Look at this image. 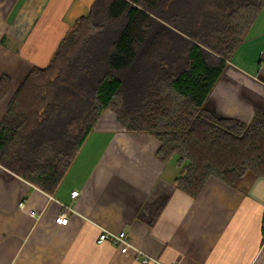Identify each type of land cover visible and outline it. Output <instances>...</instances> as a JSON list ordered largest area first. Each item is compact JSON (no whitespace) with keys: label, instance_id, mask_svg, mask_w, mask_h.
I'll use <instances>...</instances> for the list:
<instances>
[{"label":"trees","instance_id":"16d2710c","mask_svg":"<svg viewBox=\"0 0 264 264\" xmlns=\"http://www.w3.org/2000/svg\"><path fill=\"white\" fill-rule=\"evenodd\" d=\"M264 0H95L0 121V165L57 191L103 116L160 143L196 198L210 178L247 193L264 177V116H215L207 101ZM11 79H0V99ZM264 224V220H263ZM264 232V227H263Z\"/></svg>","mask_w":264,"mask_h":264},{"label":"crops","instance_id":"0c3cea01","mask_svg":"<svg viewBox=\"0 0 264 264\" xmlns=\"http://www.w3.org/2000/svg\"><path fill=\"white\" fill-rule=\"evenodd\" d=\"M94 1L0 0V79H11L0 121L31 69L47 66ZM206 107L246 124L264 116V9ZM159 148L108 111L53 194L0 165V264H141L134 250L99 243L103 231L126 232L164 264H264V177L247 193L210 178L193 198L176 188L181 168L159 160Z\"/></svg>","mask_w":264,"mask_h":264},{"label":"built area","instance_id":"2783aa9c","mask_svg":"<svg viewBox=\"0 0 264 264\" xmlns=\"http://www.w3.org/2000/svg\"><path fill=\"white\" fill-rule=\"evenodd\" d=\"M73 199H77L79 197V192L75 191L72 193ZM57 222L61 225H66L68 223V217L66 214H62L57 218ZM105 241H111L115 245L119 246L121 248V251L123 253L128 252L129 250H134L136 252V259L141 262V264H164L163 262H160L159 260H155L152 257L148 256L147 254L143 253L142 251L135 248L132 244L130 235L126 232L121 233H112L108 231H103L102 234L99 237L98 242L103 243ZM170 264H177V263H170Z\"/></svg>","mask_w":264,"mask_h":264}]
</instances>
